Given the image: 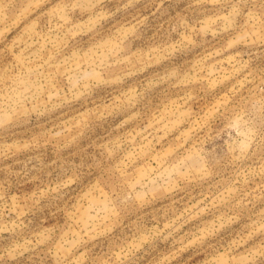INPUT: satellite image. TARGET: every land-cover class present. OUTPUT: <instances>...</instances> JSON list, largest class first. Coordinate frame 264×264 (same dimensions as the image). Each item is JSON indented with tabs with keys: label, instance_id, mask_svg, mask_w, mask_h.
<instances>
[{
	"label": "rangeland",
	"instance_id": "obj_1",
	"mask_svg": "<svg viewBox=\"0 0 264 264\" xmlns=\"http://www.w3.org/2000/svg\"><path fill=\"white\" fill-rule=\"evenodd\" d=\"M0 264H264V0H0Z\"/></svg>",
	"mask_w": 264,
	"mask_h": 264
}]
</instances>
